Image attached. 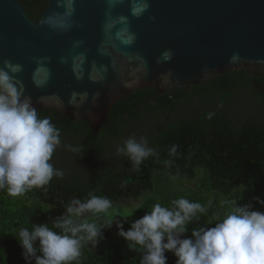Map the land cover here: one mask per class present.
Here are the masks:
<instances>
[{
	"label": "trees",
	"instance_id": "1",
	"mask_svg": "<svg viewBox=\"0 0 264 264\" xmlns=\"http://www.w3.org/2000/svg\"><path fill=\"white\" fill-rule=\"evenodd\" d=\"M18 1L38 20L48 0ZM37 110L61 131L62 146L50 162L64 175L23 196L0 191V264H26L19 229L43 223L51 228L73 199L86 200L89 193L109 198L113 206L107 214L85 218L98 227L120 220L125 230L156 203L171 208L170 201L179 198L199 202L208 212L189 225L187 237L195 227H213L232 201L264 212L254 200L264 199V72L258 69L228 70L190 89L168 86L162 94L153 87L134 90L114 103L96 135L85 121L53 108ZM132 136L147 138L155 150L138 170L116 152ZM173 145L175 156L170 155ZM117 233L113 223L98 246L85 243L72 264H140L139 246L130 250ZM165 255L167 264H176L173 253Z\"/></svg>",
	"mask_w": 264,
	"mask_h": 264
},
{
	"label": "water",
	"instance_id": "2",
	"mask_svg": "<svg viewBox=\"0 0 264 264\" xmlns=\"http://www.w3.org/2000/svg\"><path fill=\"white\" fill-rule=\"evenodd\" d=\"M33 106L87 122L96 135L134 90L203 83L242 67L264 72V0H48L38 20L0 0V67Z\"/></svg>",
	"mask_w": 264,
	"mask_h": 264
},
{
	"label": "clouds",
	"instance_id": "3",
	"mask_svg": "<svg viewBox=\"0 0 264 264\" xmlns=\"http://www.w3.org/2000/svg\"><path fill=\"white\" fill-rule=\"evenodd\" d=\"M20 71L19 64L8 60L0 67V191L6 190L11 197L43 189L54 177L64 175L50 162L62 146L61 131L50 117H41L25 96L23 84L16 78ZM116 152L126 156L137 170L155 155L147 138L137 140L135 136L117 146ZM176 152L177 146L173 145L170 155ZM254 200L264 206V199ZM170 203L171 208L154 204L150 212L132 221L128 230L116 219L98 227L85 218L86 214H107L113 203L107 197L89 193L86 200L73 199L64 214L52 220L51 228L48 223L34 224L32 230L20 228L15 237L26 264H72L81 256L83 245L98 246L105 238L104 230L111 229L113 223L130 250L139 246L140 264H167L166 252L178 258L176 264H264V212L254 210L252 204L232 201L230 210L222 219L217 217L213 227H195L187 237L189 225L200 221L208 209L186 198Z\"/></svg>",
	"mask_w": 264,
	"mask_h": 264
},
{
	"label": "rangeland",
	"instance_id": "4",
	"mask_svg": "<svg viewBox=\"0 0 264 264\" xmlns=\"http://www.w3.org/2000/svg\"><path fill=\"white\" fill-rule=\"evenodd\" d=\"M121 203H122V204H127V205H128L129 203H131V204H136L137 201H133V202H132V201H127V203L124 202V201H122ZM131 206H132V205H131Z\"/></svg>",
	"mask_w": 264,
	"mask_h": 264
}]
</instances>
